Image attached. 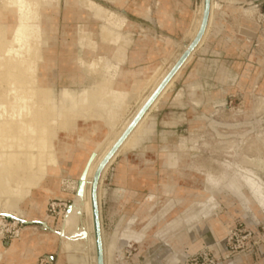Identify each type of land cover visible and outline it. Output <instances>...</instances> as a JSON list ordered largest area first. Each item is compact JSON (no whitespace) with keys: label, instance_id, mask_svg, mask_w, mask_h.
I'll use <instances>...</instances> for the list:
<instances>
[{"label":"rangeland","instance_id":"obj_1","mask_svg":"<svg viewBox=\"0 0 264 264\" xmlns=\"http://www.w3.org/2000/svg\"><path fill=\"white\" fill-rule=\"evenodd\" d=\"M4 1L0 0V8L3 11L5 10ZM86 1L92 2L95 7H88L81 0H49L48 2H43L48 16L46 19L43 18L42 27L47 25L50 27L49 31L43 36L50 41L49 46L51 49L47 50V45L41 49L43 57L41 64L45 63L49 57L54 59V64L50 70L53 77L50 78V73H45L44 77L39 78L45 81L52 80V87L50 88L53 90V103L49 106L50 108L42 112L43 114H38L36 119L38 130H44L50 137L51 151H55L57 154L60 162L58 167L61 165V168H63L61 175L63 177L58 180L53 176H48L42 184L44 189L28 186L17 193L16 197H11L13 199L16 198L15 202H17L12 213L23 216L26 222H24L25 220L16 221L17 218L16 220L8 218L4 213L0 212V254L4 256V259H9L11 264L20 263L17 260L18 255L14 257L5 255L16 240L20 241L21 238L23 240L27 235L34 236L35 240L38 239L36 240L37 242L42 241L44 236L55 237V231H60L64 216L77 195L78 182H75V179L69 176V171L67 166H65L66 161L67 165L72 163L75 150L69 149L63 153L62 150L57 148L59 143H64V145L65 143L69 145L74 143L73 138L65 137L66 132L64 129L73 130L76 123L84 127L88 123L83 120L89 119L88 117L96 120L104 119V121L100 122L106 123L108 126L105 125L109 128V132H107V128L103 132L105 138L103 136L96 138L97 141L102 142L96 144L93 150H89L90 153L87 152L88 154L81 158V160H84L80 164L77 163L76 168L72 169V172H75V176H77L78 171L87 165L100 145L106 143L111 136L115 137L117 135V137H120L123 134L125 128L128 127L143 106L141 105V97H143L141 93L146 87L148 92L144 96H147L148 99L154 92L151 90L152 79L160 68L145 83L139 82L142 83V86L138 91L135 90L137 83L127 92L131 97L125 100L118 109L119 117L117 116L112 121L107 120L108 111L114 101L111 94V91L114 90L113 80L117 75V69L115 70L111 65L112 55L107 58L111 54L113 47L108 45L128 42V35L122 34L121 31L129 23L125 19L126 21L121 25V28L113 27L108 23V20L111 19L113 23L119 24V19L117 17L112 18L111 12L118 15L123 14L121 16L124 17L125 15L128 20L135 21L144 27H160L154 17L160 6L158 0H149L147 3L151 19L149 14L146 16L148 19L131 15L129 13V0H117L115 3L107 0ZM132 1V5H134L135 0ZM173 1H168V7L175 11L174 14L178 18L180 13L176 11L178 7ZM215 1L220 4L218 0ZM259 1L262 3V9L264 10V0ZM137 3L138 6L144 5L139 0ZM248 4L250 2L243 0L239 7L248 9ZM202 5L203 0H191L190 5H188V11L196 13ZM66 7L67 12H70L75 19L70 20L68 23L64 20ZM57 9L56 23H54V18L49 12L57 11ZM239 16L238 19L233 21L235 28L229 26V30L233 32V36L238 38L239 41L242 40L244 44L248 45V50L243 52L244 56L242 59H240L239 52H233L232 71L237 75V78L229 86L218 88V96L215 100L210 103L205 100L201 102L199 105L201 108L200 114L186 116L185 124L178 130L179 144L182 142L179 153L173 154L169 151L165 153L169 157L171 170L180 169V165L183 163L180 177L178 179L170 177L168 180L169 191H164L168 195L163 196V200H159L158 204H156L157 201L154 196L149 200L148 196L150 195L151 187L156 182L154 179H149L146 180L147 184H144L145 188L139 190V194L136 196V200L132 201L130 208H128V204L120 207L110 200V194L115 189L112 166L121 154H124L136 144L114 157L116 160L110 164L105 173L106 175L104 174L105 177H102V184L98 188V202L99 199L102 201V206L100 207L99 205V210L103 237L109 241L112 235L116 233L120 235L127 228V220L131 218L135 220V225L133 226L135 231L144 237L143 244L131 242V244L124 246V251L123 248L121 249L122 254L116 252L114 264H186L188 258L196 255L203 256V253L208 252L220 257L219 262L223 264H234L246 258H250V262L255 263V256L264 247L263 213L260 212L255 204L252 210H248V207L243 204V201L251 197L250 189L246 186L243 177H251L264 189V24L257 33L252 21L253 15L244 13V15ZM65 17L68 19V14ZM182 20L186 19L182 18ZM226 20L228 21V19ZM216 22L215 18V24ZM6 23L5 16L1 17L0 24L6 25ZM66 26L73 30L64 33ZM211 29L209 30L210 32L208 31L207 39L211 34ZM63 33L65 38L58 55L55 41L60 44ZM66 36H70L71 40L67 41ZM194 38L195 36L190 37L188 42L179 44L181 52L171 59L169 65L162 66L164 69L169 66L167 75ZM0 42V54L3 56L9 41L6 38H2ZM98 42L100 43V50ZM103 43L107 45H103ZM66 59H68V62L65 66L64 60ZM79 60H82L83 65H80ZM106 62L110 63V69L107 71L105 70ZM76 65H78V69L84 70L85 74L90 76L89 82H85L84 85H93L92 87L81 88V83H78L80 86L67 84V80L64 77L69 75L70 79L71 75L70 71L67 72L69 74H66L65 71ZM113 71H115L114 75ZM0 73L4 74L1 71ZM3 82V76L1 75V102L5 101L9 91L8 86L4 85ZM73 85L77 84L73 83ZM172 88L168 91V94ZM64 89L71 90L77 95L84 91L89 92L91 94L89 104L79 106L73 112L64 111L58 117L55 106L57 105V108L61 106L60 96L61 91ZM225 90L227 91L226 94H224ZM167 96L165 98L159 96L147 112L157 109ZM136 98L139 102L131 114L132 106H129V103L131 101L134 102ZM156 102L157 105L155 107L154 104ZM150 118L151 116L149 120H151ZM193 118H195L194 123H190ZM151 126L148 123L144 124V137L153 133L154 128ZM144 137L139 139L138 145L143 141ZM149 155L153 157L156 153H150ZM21 158L26 157L22 156ZM207 173L221 177L222 183L213 192L216 200L215 205L217 206L211 209V216L199 224L196 232L194 229L190 230L187 223L193 214L203 210L212 195L205 186ZM61 179L63 183L60 182ZM138 184L141 185L139 180ZM155 185H158L157 188L160 191L161 184H159V180L158 184L155 183ZM46 189L53 191L47 192ZM105 190L107 194L104 196ZM4 197V195L0 194V203ZM122 197L119 196L120 199ZM11 216L13 215L11 214ZM81 221L78 227L83 225V220ZM43 222H46V225ZM180 227L182 229L177 232L176 230ZM235 229L241 231L238 241L241 240V237L247 238L246 240H241V242L234 240L230 247L228 246L227 238ZM33 230L35 232L34 235L32 233ZM165 234L171 235V246L163 243L162 239ZM45 241L44 247L50 246L40 253L39 258H41L38 259L37 264H72L71 254L64 256L62 253V242L60 239L50 243L47 240ZM242 251H245L244 255L241 254ZM228 253L230 262L225 263L223 257L228 255ZM88 255L89 262H91V253L88 252ZM69 259L70 261H68ZM0 264L7 263L0 262ZM206 264L208 263L206 262Z\"/></svg>","mask_w":264,"mask_h":264},{"label":"bare ground","instance_id":"obj_2","mask_svg":"<svg viewBox=\"0 0 264 264\" xmlns=\"http://www.w3.org/2000/svg\"><path fill=\"white\" fill-rule=\"evenodd\" d=\"M48 1L49 0H5L3 4L5 10L3 11V9L0 8V18L5 16L7 21L6 25L0 24V41L2 38H6L9 41L5 55L2 56L0 54V71L4 72V74L0 73V76H3V84L7 85L9 90L8 94L6 95L7 98L5 97V101H0V194L5 196L0 203V212L8 216H11L12 214L14 216H12L14 220L17 218L16 221H24L25 218L12 213L17 202H15L16 198L13 199L11 197H16L18 195L17 193L28 186H32V188L36 189L43 188V181L48 176H53L58 180L60 178L59 174L61 167H58L59 159L57 158V154L55 151H51L52 146L49 144L50 137L48 133L44 132L42 129H40V131L38 130V122L36 119L38 114H43L42 112L50 108L49 106L53 103V90L50 88L52 87V80L45 81L44 79L40 80L39 78L44 77L45 73H50V70L54 64V59L51 57H49L45 63L41 64L43 59L41 55V49L45 45L48 46L47 50L51 49L49 46L50 41L45 36H43V34L49 31L50 27L48 25L42 27L43 18L46 19L48 16V14H46L47 10H45L46 7L43 2ZM81 1L90 8L95 7V4L90 1ZM107 1L112 3L117 2V0ZM231 2L234 3L237 2V0H231ZM221 11L222 6L215 0H211L208 26L197 49H199L202 44L205 43L208 36V31L215 24V18ZM203 12L204 0L203 5L195 13V19L192 22L190 31L188 30L187 32L189 38L194 36L196 37L202 23ZM111 17H117L119 19V24L113 23L111 19L108 20V23L115 28H121V25L126 21V18L114 12H111ZM194 52L191 54L184 66L166 86L163 92L159 95L161 98H165L167 96L168 91L174 86L175 81L180 78L183 69L191 61ZM67 62L68 59L64 60V65H67ZM79 62L80 65H83L82 60H79ZM168 67L169 66H167L165 69L160 68L157 74L154 76L151 85L152 91L155 92L161 82L166 78ZM109 69L110 63L106 62L105 70L107 71ZM49 77H53V74L50 73ZM141 86L142 83H138L135 90L138 91ZM111 94L113 95L114 101L107 114L108 121H112L117 118L119 114L118 109L125 100L131 97L130 94L125 91L112 90ZM90 98L91 94H89L87 91L77 95L71 90H62L60 96L61 106L58 108L56 107L57 105L55 106L57 116L60 117L64 111L73 112L79 106L89 104ZM147 100V96L141 97V105L144 106ZM101 104L104 105L103 103ZM156 105L157 102L154 104V106L156 107ZM150 113V111L146 112L136 128L106 164L100 175L98 188H100L102 184L101 179L107 172L110 164L116 160L114 157H117L123 151H126L128 148L137 144L139 139L144 136L145 131L143 130V127L145 123L150 124L148 122L149 117L151 116ZM126 128L125 131L127 130ZM64 130L69 131L68 129ZM120 137H117V135L115 137L111 136L106 143L98 147V150L88 161L87 165L78 171V175L74 178L75 182H78V189L79 183L82 181V192L78 194L77 189V195L74 197L72 206L68 208L67 213L64 216L60 226V231H55L54 233L56 238L44 236L42 241L39 242V248L42 249V247H44V244L46 243L45 240L50 243L52 239H54V242H56V239H60L62 242V253L64 256L69 253L71 254L70 259L72 264H98L91 196L92 183L97 168L116 144L118 141L117 138L119 139ZM22 156H25L26 158H21ZM243 178L246 186L251 192V197L243 201V204L245 207H248V210H252V208L257 205L260 212L264 214V189L259 186V184L251 177ZM221 180V177L213 175L212 173L206 174L205 186L207 190L210 191V194L212 193V195L209 197L203 210L196 212L188 219L187 224L190 230H198L199 224L211 216V209H214V207L217 206L215 205L216 200L213 196V192L220 187L219 185L222 183ZM60 182L63 183L62 179ZM121 189L122 190H120L118 193L119 196H123V194L126 193V190L123 187ZM46 190L47 192L53 191H51V189ZM152 197L153 196L151 195L149 200H151ZM98 209H100L99 202ZM81 220H83V225L78 227ZM24 222H26V220ZM43 223L46 225V222ZM127 224V228H125V230H123L120 235H117V233L112 235L109 241L103 237L101 227L104 264H114V261L116 260V252L122 254L123 252L121 249L123 248L124 251L125 245H129L131 242H135L140 245L143 244L144 237L135 231L133 227L135 225V220L133 218L128 219ZM181 229L182 227L176 231L178 232ZM32 233L33 235L35 234L34 230ZM170 237L171 235L165 234L162 239L163 243L171 246L172 244ZM23 250L24 248L20 247L16 240L7 253H5V255L14 257L19 255ZM88 252L91 253V262H89L90 259ZM70 259L68 261H70ZM0 262L11 264V261L7 258L4 259L2 254H0Z\"/></svg>","mask_w":264,"mask_h":264},{"label":"crops","instance_id":"obj_3","mask_svg":"<svg viewBox=\"0 0 264 264\" xmlns=\"http://www.w3.org/2000/svg\"><path fill=\"white\" fill-rule=\"evenodd\" d=\"M137 1L138 0H135L134 5H132L133 1L129 0V13L134 17L144 19H148L146 16L149 14L151 19L150 10L147 9L149 0H139V2L144 3L142 6H138ZM168 1L169 0H158L160 6L154 17L160 27H144L135 21L128 20L124 15L129 23L128 26L123 27L121 33L128 35V42L108 45L113 47L111 54L107 56V58H110L112 55L111 65L115 70L117 69V75L113 80V89L115 91L128 92L140 81L145 83L159 68H163L162 66L165 64L169 65L171 59L181 52L179 44L189 41L187 32L191 28L196 15L195 12L190 13L188 11V5H190L191 0H172L178 7V10H176L180 13L178 18L174 14L175 11H172L171 8L168 7ZM218 1L223 9L222 12H219L216 16L217 22L211 29L209 38L194 52L192 61L183 70L180 78L175 81L174 87L169 92L167 98L162 100L158 108L150 114L151 120H149V123L152 125L151 127L154 128L153 133L147 137L143 136V141H141L139 145L137 142L134 147L130 148L124 154H121L112 166L115 189L110 194V200L120 207L127 206L128 204V208H130L132 201L134 202L136 200L139 190L145 188L144 184L146 180L149 179L156 180V184H158L159 180V184L161 185L160 191H158V185L154 183L148 198L151 195L154 196L157 201L156 204H158L159 200H163V196L168 195L164 193V191H169L168 180L170 177L176 179L180 177L183 163L180 165V169L171 170L169 167V157L166 156L165 153L168 151L173 154L179 153L182 142L179 144L178 130L185 124L186 116L200 114L201 108L199 105L201 102L205 100L210 103L212 100H215L218 96V88L229 86V84L236 80L237 75L232 71L233 52H239L240 59H242L244 56L243 52L248 50V45L244 44L242 40L239 41L238 38L234 37L233 32L229 30V26L235 28L233 23L234 19H238L240 17L239 15H244V13L253 15L252 21L257 33L264 24V10L259 0H244L245 2H250V4L247 5L248 9L239 7L243 0L234 3L229 2V0ZM57 13L58 9L57 11L49 12L54 18V23H56ZM69 13L66 7L64 14L66 23L74 19L71 13ZM67 14L68 19L65 17ZM182 18L186 20H182ZM226 19H228V21ZM72 30L73 29L66 26L64 33L66 31L71 32ZM64 33L60 44L55 41L58 55L62 49V43L65 38ZM66 40L70 41V36H66ZM103 45L107 44L103 43ZM102 56L106 57L105 55ZM77 66L78 65L65 71L66 74H69L67 72L70 71L71 75L70 79L69 75L67 76L68 78L66 76L64 77L65 80H67V84H71L70 86H80L78 83H81V88L92 87L93 85H84L85 82H89L90 76L89 74H85L84 70L78 69ZM114 72L115 71H113V75ZM73 83L77 85H73ZM147 92L148 89L146 87L141 93V96L146 95ZM226 92L225 90L224 94H226ZM131 102L129 106H132V114L139 100L136 98L134 102ZM88 118L89 119L83 120L87 121L88 124H86V126L81 127L76 123L73 130H69V132L65 131L67 134L65 137L73 138L74 143L70 145L67 143H65V145L64 143H59L57 147L62 150L63 153L69 149L75 150L73 152L74 156L72 163L67 165V161L65 162V166H67L69 171V176L72 178L75 177V172L73 173L72 169L76 168L77 163L80 164L81 161L84 160H81V158H84L90 153L96 144L102 142L97 141L96 138L103 136V132L106 128L108 129L107 132H109V128L106 126L107 124L104 122L105 125L100 122L104 120ZM194 120L195 118H193L190 123H194ZM104 138H102V140H104ZM150 153H156V155L150 157ZM60 169L62 171L63 168ZM61 171L59 177H63L61 176ZM138 180L141 185L138 184ZM122 187L126 190V193H124L123 197L120 199L119 192L117 191ZM106 194L107 191L105 190L104 196ZM99 205L100 207L102 206V201H100V199ZM262 215L264 216V214ZM34 240V236L27 235L24 240L21 238L20 241H17L20 247H24L23 252L18 255L17 260L20 263L17 264H37L39 261L38 259L41 258H39L40 253L50 246L48 245L41 249L38 245L39 242L36 241L38 239ZM255 258V263L250 262V258H246L234 264H264V247L258 251Z\"/></svg>","mask_w":264,"mask_h":264},{"label":"water","instance_id":"obj_4","mask_svg":"<svg viewBox=\"0 0 264 264\" xmlns=\"http://www.w3.org/2000/svg\"><path fill=\"white\" fill-rule=\"evenodd\" d=\"M210 8H211V0H204V12H203V17H202V23H201L200 29H199L196 37L188 45L187 49L182 53L181 57L179 58V60L175 64V66L172 68V70L169 72V74L166 76V78L161 82V84L158 86V88L155 90V92L150 96V98L147 100V102L144 104V106L141 108V110L135 116V118L132 121V123L130 124V126L122 134V136L118 139L116 144L113 146V148L110 150V152L107 154V156L104 158V160L101 162V164L97 168V171L95 173L93 183H92L91 196H92L94 233H95V240H96L98 264H104V255H103V247H102V234H101L98 201H97V188H98L100 175H101L103 169L105 168L106 164L112 158V156L118 151V149L121 147L123 142L132 133V131L136 128L138 123L142 120V118L144 117L146 112L150 109L152 104L156 101V99L163 92V90L166 88V86L170 83V81L173 79V77L184 66L186 61L191 56V54L199 46V44L202 41V38L206 32L207 26H208V21H209V17H210ZM82 186H83V183H82V181H80L79 189L77 192L78 194H80L82 192ZM5 216L8 218L14 219L12 216H8V215H5Z\"/></svg>","mask_w":264,"mask_h":264},{"label":"built area","instance_id":"obj_5","mask_svg":"<svg viewBox=\"0 0 264 264\" xmlns=\"http://www.w3.org/2000/svg\"><path fill=\"white\" fill-rule=\"evenodd\" d=\"M240 234H241V231L240 230H233V232L230 233L229 237L227 238V243H228V246L231 247L232 243L234 242V240H237L240 238ZM247 237H241V240H246ZM241 240H239L238 242H241ZM244 244V243H242ZM244 246V245H243ZM242 255L245 254V251H242L241 252ZM220 257L218 256H214L211 254V252H208V253H203V256L202 255H196V256H193L192 258H188L186 260V264H206V262L208 264H223L222 262H219ZM230 260V256H229V253L228 255H225L223 257V261L225 263H227L228 261ZM230 262V261H229Z\"/></svg>","mask_w":264,"mask_h":264}]
</instances>
